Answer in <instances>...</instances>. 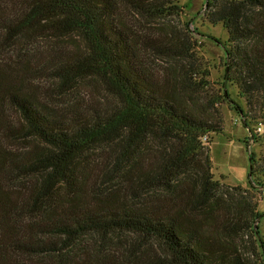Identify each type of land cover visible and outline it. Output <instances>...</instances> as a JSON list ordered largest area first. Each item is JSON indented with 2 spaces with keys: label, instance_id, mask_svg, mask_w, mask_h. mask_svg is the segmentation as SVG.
Segmentation results:
<instances>
[{
  "label": "trees",
  "instance_id": "trees-1",
  "mask_svg": "<svg viewBox=\"0 0 264 264\" xmlns=\"http://www.w3.org/2000/svg\"><path fill=\"white\" fill-rule=\"evenodd\" d=\"M179 1L0 0V264H264V152L250 189L215 180L203 138L222 121ZM208 7L249 128L264 118V0ZM92 236L115 250L91 258Z\"/></svg>",
  "mask_w": 264,
  "mask_h": 264
},
{
  "label": "rangeland",
  "instance_id": "rangeland-1",
  "mask_svg": "<svg viewBox=\"0 0 264 264\" xmlns=\"http://www.w3.org/2000/svg\"><path fill=\"white\" fill-rule=\"evenodd\" d=\"M208 2L209 0L179 1V5L182 7V23H189L191 30L190 35L187 36L192 44L189 62L195 61L198 66L200 65V68H196L198 75L195 76L194 82L196 80L200 85H206L205 88L214 99L212 112L215 117L222 121L223 132L203 138V143L211 149L215 180L220 181L224 186L250 189L249 155L255 153L260 156L264 152V118L259 120L257 124L252 123L249 128H246L244 120L236 111V106L245 108L246 103L241 98L238 88L226 79L228 33L221 24L214 25L206 19L209 9ZM156 64L159 71L169 67V63L162 60H157ZM187 67L190 68L191 65L187 63ZM82 86L76 92L82 97L93 99L97 96L101 98L97 95L98 91L94 92L86 85ZM103 94L107 95L106 93ZM253 129H256L257 132L252 131ZM245 140L248 141V146L244 142ZM208 141H211V144ZM253 193L259 201V212L264 214L262 192L254 191ZM258 223L260 232L264 236V217ZM108 238L103 236L85 238L83 244L88 245V255L95 258L97 256L93 257L94 255H104L106 252L115 250L116 245L110 242ZM242 241L247 245L256 246L255 239L249 235L243 236ZM73 253L75 254V252ZM65 255L67 258L70 253ZM58 259L57 256H44L34 260V263L55 264ZM68 259L72 260L69 257ZM76 260L74 256V264H77Z\"/></svg>",
  "mask_w": 264,
  "mask_h": 264
},
{
  "label": "built area",
  "instance_id": "built-area-1",
  "mask_svg": "<svg viewBox=\"0 0 264 264\" xmlns=\"http://www.w3.org/2000/svg\"><path fill=\"white\" fill-rule=\"evenodd\" d=\"M262 196L264 197V189H262Z\"/></svg>",
  "mask_w": 264,
  "mask_h": 264
}]
</instances>
